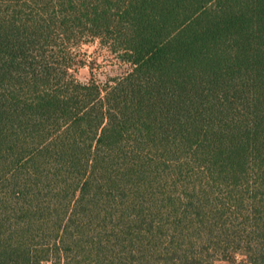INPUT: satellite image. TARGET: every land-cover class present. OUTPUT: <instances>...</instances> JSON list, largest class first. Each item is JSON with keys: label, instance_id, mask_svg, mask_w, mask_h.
<instances>
[{"label": "trees", "instance_id": "16d2710c", "mask_svg": "<svg viewBox=\"0 0 264 264\" xmlns=\"http://www.w3.org/2000/svg\"><path fill=\"white\" fill-rule=\"evenodd\" d=\"M217 261L264 264V0H0V264Z\"/></svg>", "mask_w": 264, "mask_h": 264}, {"label": "rangeland", "instance_id": "374dc122", "mask_svg": "<svg viewBox=\"0 0 264 264\" xmlns=\"http://www.w3.org/2000/svg\"><path fill=\"white\" fill-rule=\"evenodd\" d=\"M81 53L85 60V67H82V69L79 70L80 77L88 78L91 70L94 76H97L98 72L105 71L106 73H109V70H111V62L113 61L112 56H109L104 49H100L96 41L88 46H82ZM215 264L228 263L217 261Z\"/></svg>", "mask_w": 264, "mask_h": 264}]
</instances>
